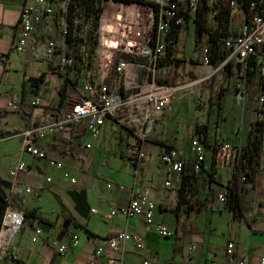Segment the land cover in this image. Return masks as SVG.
I'll use <instances>...</instances> for the list:
<instances>
[{"label": "crops", "instance_id": "0c3cea01", "mask_svg": "<svg viewBox=\"0 0 264 264\" xmlns=\"http://www.w3.org/2000/svg\"><path fill=\"white\" fill-rule=\"evenodd\" d=\"M31 1L0 0V178L11 183L10 187L4 188L10 207H18L22 212L35 210L46 222L41 235L34 232L35 226H40L38 220H33L31 226L25 224L17 229L10 250L20 263L87 264L96 245H103L105 239L117 231L128 230L141 236L144 249L136 248L133 243H126L122 252L105 247L101 264H105L107 257L120 256L123 264H140L146 257L154 258L151 264L226 261L229 241L235 245L229 255L232 260L243 257L245 264H258L264 256V128L258 162L249 164L250 179L243 185L240 217H234L233 211L226 207V201L217 199L226 191L232 176L234 153H227L217 161L214 147L215 142L229 143L238 147L239 154L242 152L256 121V97L255 103L248 99L249 81L246 98H238L243 68L235 59L229 61L228 68L222 63L203 64L201 37L205 36L208 44V36L194 31L191 18L185 23L193 26L196 55L179 57L177 42L173 55L180 61L171 64L168 83L199 82L180 92L165 113L155 118L151 134L140 143L145 158L130 155V132L125 126L106 119L99 132L93 135L81 121L67 124L61 131L40 140V148L49 158L60 161L61 168L50 166L45 158L24 154L21 158L28 163V169L15 177L9 176V170L20 158L23 131L55 122L66 101L81 97L79 83H62L53 64L34 59L27 51L14 49L21 9ZM231 13L229 25L237 18L239 29L235 36H230L228 26L226 39L235 38L245 22L240 8ZM40 29L39 25L37 33ZM182 29L179 39L188 32ZM30 79H39L36 87L38 106H32L26 100V82ZM16 89H20L19 107L11 110L6 103ZM189 94L195 97L194 110L200 116L204 109L208 117L197 115L194 125L188 126L184 109L173 119L169 116L173 115V104ZM195 136H199L204 144V160L199 172L193 170L195 155L190 147ZM85 143H90L91 147L87 148ZM168 146L175 148L184 162L182 172L172 173L174 185L169 188L165 186L167 173L161 160V154ZM194 178L196 193L186 194L191 205L182 203L174 211L182 182ZM24 187H31L33 192L26 194ZM81 190L90 207L87 212H79L75 203L79 197L74 192ZM135 191L156 202L151 222L141 215L116 214L111 218L103 215L110 208L128 205ZM69 192L74 193L73 197ZM91 208L96 212H91ZM19 219L15 212L5 215L4 228L10 235ZM157 224L166 225L173 231V236L159 235ZM71 234H77V245L67 255L59 256L54 241H66ZM191 245L196 248L192 250Z\"/></svg>", "mask_w": 264, "mask_h": 264}, {"label": "built area", "instance_id": "2783aa9c", "mask_svg": "<svg viewBox=\"0 0 264 264\" xmlns=\"http://www.w3.org/2000/svg\"><path fill=\"white\" fill-rule=\"evenodd\" d=\"M145 3H124L115 0H97L93 10L86 14L78 5H71L72 0H32L26 3L20 12L17 35L13 41L16 51L28 52L34 59L44 60L54 65L62 83H79L81 97L66 101L60 108V118L53 123L41 125L23 131V143L19 149L20 158L8 172L10 177L28 169V163L21 158L24 154L45 158L47 163L61 168L60 161L49 158L40 148V140L65 128L67 124L84 121L93 135L99 132L106 119L125 126L130 132L129 153L135 158H145L141 141L147 139L155 126V118L163 115L172 101L184 89L198 83L195 80L185 85H171L168 77L171 64H159L158 59L168 45H174L169 36L172 22L183 25L184 13L194 17L201 0H145ZM212 0H207L211 3ZM231 11L240 7L238 0H229ZM251 15L241 25L238 35L226 39L224 47L226 58L222 64L235 59L243 68V83L237 96L244 100L247 96L248 83L246 66L251 58H257L260 85L257 89L255 115L264 121V0H257L250 5ZM97 14L95 23L94 15ZM41 31L37 33L38 26ZM114 42V44H113ZM131 43V44H129ZM209 43L201 53L204 65L208 63ZM105 61L106 63H102ZM101 62V63H100ZM103 64V67H102ZM111 74V79L107 78ZM27 101L38 106L40 100L36 93L33 79L26 82ZM16 89L7 100V107L16 110L19 107V92ZM87 148L90 143H85ZM190 147L195 155L193 170L199 172L204 160V144L195 136ZM215 159L218 161L227 153H234V163L239 158L238 147L229 143L215 142ZM167 178L165 186L172 187V173L179 174L183 169V159L173 147H167L161 154ZM248 169L244 170L242 180ZM24 192H33L31 187H24ZM217 199L225 201V194ZM156 202L140 191H135L128 205L110 208L103 213L106 218L116 214L125 216L141 215L149 223L153 220ZM21 213L17 227L9 241L0 245V263L7 259V264H21L10 256V243L19 228L23 212L7 207L0 227H5L7 211ZM91 212H96L91 208ZM156 231L164 237L173 236V231L164 224H157ZM37 235L43 233L40 226H35ZM78 243L77 234H71L66 241L56 242L54 246L59 256H65ZM126 243H133L136 248L144 249V242L137 233L120 230L105 239L104 244L96 245L87 264H101L100 257L105 247L111 251H124ZM193 250L195 245H191ZM235 248L234 242L226 246L228 260H214L208 264H245V258L232 260L230 254ZM154 258H144L140 264H151ZM105 264H123V257H107ZM258 264H264L261 256Z\"/></svg>", "mask_w": 264, "mask_h": 264}, {"label": "trees", "instance_id": "16d2710c", "mask_svg": "<svg viewBox=\"0 0 264 264\" xmlns=\"http://www.w3.org/2000/svg\"><path fill=\"white\" fill-rule=\"evenodd\" d=\"M97 0H72L71 5H78L82 10L89 14L95 5ZM121 1L124 3H145V0H115ZM257 0H238L240 9L245 15V20H248L251 15L250 5L251 3ZM212 13L211 25H209L208 15ZM97 18V14L93 17V22ZM191 17L187 12L184 13V21H188ZM232 13L229 6V0H212L211 3H208L207 0H201L199 7L196 10V13L192 19L194 31L197 34H206L208 36L209 43V52H208V63L212 65L220 64L226 58V49L224 43L227 37L228 25L231 21ZM183 25L172 22L170 27L169 36L173 39L174 45H168L164 52V55H161L158 59L159 64H172L173 62H179L180 59L176 58L174 54V46L179 40V34ZM229 61L224 63V67L228 68ZM258 71L257 58H251L247 62L246 66V79L247 81H252V78L256 76ZM37 80H34L37 85ZM260 77L258 80V86L260 85ZM257 86V87H258ZM204 127L206 125H203ZM254 128L250 132L247 145L243 147L242 152L239 155V158L234 163L232 176L226 185L225 194V203L226 207L233 211L234 217L241 216V195L244 190V183L248 182L249 178V168L251 163H257L260 156V149L263 140V128L264 121L256 119L254 123ZM164 145V143H159ZM172 147V146H168ZM248 169V172L245 174L246 178L242 180L244 176V170ZM195 178L193 180H188L187 182H182L179 189V201L178 206L173 210L176 211L179 208V205L182 203L191 205L187 198L186 194L190 193L191 195L196 193L197 186L195 185ZM11 183L9 181L3 180L0 178V227L2 225V219L7 207L10 205L9 200L4 192V188L10 187ZM33 220H38V222L46 223L43 218L36 214L35 210L23 211V219L19 227L28 224L32 225ZM10 256L12 259H16L15 253L10 250ZM8 260L6 259L3 264H7ZM2 264V263H0Z\"/></svg>", "mask_w": 264, "mask_h": 264}, {"label": "rangeland", "instance_id": "374dc122", "mask_svg": "<svg viewBox=\"0 0 264 264\" xmlns=\"http://www.w3.org/2000/svg\"><path fill=\"white\" fill-rule=\"evenodd\" d=\"M208 20H209V24L211 25L212 13H210L208 15ZM238 23L239 22H238L237 18H234L233 21H232V23L230 25H228V26H230V28H229L230 30H229V33H228L230 36H235V34L237 33V31L239 29ZM182 30L188 31V32L187 33L185 32L184 34H182L181 35V38L178 40L176 54L179 57H183L184 55H186L187 57H189V56L190 57H195V55H196L195 52L196 51H195L194 32L192 31L193 30L192 24L191 23H185L184 22L183 29ZM226 31H227V29H226ZM201 40H202V45L203 46H202V48L200 50V53H202V49H203V47L206 44V37L205 36H202L201 37ZM113 44H114V42H113ZM129 44H131V43H129ZM102 63H106V62L103 61ZM102 67H103V64H102ZM107 79H108L107 81L109 82L110 79H111V74H109V76H108ZM242 79H243V74H242ZM258 80H259V71L256 72V76L252 78L251 84L249 86V97H248V99L252 103L253 102L255 103V97L257 95ZM242 83H243V81H242ZM242 83H241V85H242ZM194 103H195V97L192 94H189L188 96H186V98L184 100L181 99L178 102H175L173 104V109L174 110L172 109L173 110V113H172L173 115H170L169 116V119H173L174 116H176L177 112H179L182 109H184L185 112H186V114H187V123H188V126L190 124L191 125H194V123L197 121V115H198V117H201V118H205V117L207 118L208 117V114L203 111L204 109L201 110L202 113L199 116V114L197 113V111H195L194 108H193L194 107ZM255 117H256V115H255ZM211 118H212V123H213L214 116L212 115ZM118 138H119V135H118ZM208 154H209V152H208ZM207 179L208 178H206V180ZM203 183L206 185V182H203ZM16 208L19 209L18 207H16ZM9 212H15L19 216L21 215L19 212L12 211L11 209H9L7 211V213H9ZM7 224L9 225V223H7ZM5 229H7V228H5Z\"/></svg>", "mask_w": 264, "mask_h": 264}, {"label": "water", "instance_id": "95a60500", "mask_svg": "<svg viewBox=\"0 0 264 264\" xmlns=\"http://www.w3.org/2000/svg\"><path fill=\"white\" fill-rule=\"evenodd\" d=\"M75 194H78V197H79V201H76L75 203L78 205V211L79 212H84V211H89V205L86 203V199H85V192L83 191V190H81L79 193H76V192H74ZM73 192H69V195L71 196V197H73V194H74ZM44 226H45V224L44 223H40V227L42 228V229H44Z\"/></svg>", "mask_w": 264, "mask_h": 264}, {"label": "bare ground", "instance_id": "6f19581e", "mask_svg": "<svg viewBox=\"0 0 264 264\" xmlns=\"http://www.w3.org/2000/svg\"><path fill=\"white\" fill-rule=\"evenodd\" d=\"M10 236L11 235H10L9 231L7 229L3 228V230L0 232V245H5L9 241Z\"/></svg>", "mask_w": 264, "mask_h": 264}]
</instances>
